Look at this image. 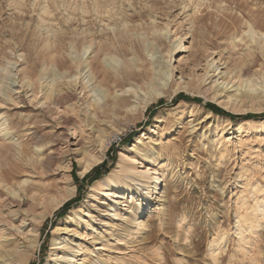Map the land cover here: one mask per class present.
<instances>
[{
	"label": "rangeland",
	"instance_id": "obj_1",
	"mask_svg": "<svg viewBox=\"0 0 264 264\" xmlns=\"http://www.w3.org/2000/svg\"><path fill=\"white\" fill-rule=\"evenodd\" d=\"M262 33L264 0H0V248L32 246L28 264H264V212L254 221L264 209ZM105 38L120 50L100 51ZM96 59H134L147 72L118 88L99 73L90 87L103 82L99 115L80 101ZM212 61L233 70L227 80L210 77ZM148 83L169 89L141 113ZM115 95L127 104L115 107ZM88 153L103 159L82 176ZM122 153L132 170L121 180L141 186L130 196L125 183H106ZM153 158L167 173L158 193L139 177ZM96 197L114 204L115 227H102Z\"/></svg>",
	"mask_w": 264,
	"mask_h": 264
},
{
	"label": "bare ground",
	"instance_id": "obj_2",
	"mask_svg": "<svg viewBox=\"0 0 264 264\" xmlns=\"http://www.w3.org/2000/svg\"><path fill=\"white\" fill-rule=\"evenodd\" d=\"M106 1V0H105ZM87 3V2H86ZM97 4V3H96ZM198 6V5H197ZM95 8V7H93ZM108 8V7H107ZM96 9V8H95ZM46 10V9H45ZM90 10V8H89ZM47 12V11H46ZM50 12V11H49ZM109 12V11H108ZM45 13V11H44ZM84 13V12H83ZM49 14V13H48ZM128 26V25H127ZM135 28V26H134ZM126 30H128L127 28H124ZM121 30V31H124ZM253 27L250 26V33H252V38L253 41L257 40L256 39V35H257V32L256 31H253L252 30ZM125 30V32H126ZM131 30V29H130ZM129 30V31H130ZM136 30V29H135ZM134 30V32H135ZM87 30L83 31V32H86ZM120 32V31H119ZM125 32H122V39L123 41H126L128 39V35H125ZM249 32V31H248ZM118 33V32H117ZM133 33V32H132ZM249 33V34H250ZM88 34V33H87ZM96 34L97 33H91L90 35H87L85 36L86 38H88V36H90L92 39L93 38H96ZM129 34V33H127ZM59 35V34H58ZM117 35V34H116ZM119 35V33H118ZM117 35V36H118ZM133 35V34H132ZM263 35V33H262ZM131 36V35H129ZM258 36V35H257ZM60 37V36H59ZM107 37V36H106ZM111 37V36H110ZM109 37V38H110ZM259 37V36H258ZM257 37V38H258ZM262 37V36H261ZM260 37V38H261ZM102 38V37H101ZM108 38V37H107ZM112 38V37H111ZM118 38V37H117ZM132 38V36H131ZM61 39V38H60ZM106 39V38H105ZM115 39V38H114ZM99 40V38H98ZM118 40V39H116ZM241 40V39H240ZM244 40V39H243ZM54 41V40H53ZM118 41H121V40H118ZM117 41V42H118ZM134 41V40H132ZM235 41V40H234ZM260 41V40H259ZM117 42H115L114 40L111 41V39H106V41H101L100 43V46H99V50L102 51V52H106V51H109V52H106L107 54H110L112 50H120L117 46ZM135 42V41H134ZM178 42V44L174 45V47L176 48L178 46V49L180 52H183L184 50H186L187 48L182 44V38L179 37V39L176 41ZM52 43V41H51ZM56 43V42H55ZM94 43V42H93ZM121 44V43H120ZM259 46H260V49L264 51V35L262 37V40L258 43ZM49 45V44H48ZM119 45V44H118ZM127 45V43H126ZM234 45V44H233ZM50 46V45H49ZM122 48H124V44H121ZM258 46V47H259ZM54 47V46H53ZM120 47V45H119ZM137 47V46H136ZM131 48H132V45H131ZM134 49V48H133ZM252 49V47L250 48ZM86 50V49H85ZM123 50H126L127 49H123ZM135 50V49H134ZM203 48L202 46L200 48H198V50L193 53L194 54V57L197 61L198 57L203 53ZM116 52V51H115ZM122 52H125V51H122ZM128 52V51H127ZM126 52V53H127ZM134 52V51H133ZM86 53V52H85ZM136 54V53H135ZM137 54H139L137 52ZM137 56V55H136ZM202 56V55H201ZM116 57V56H115ZM111 58H114V57H111ZM135 58V57H134ZM138 58V57H136ZM135 58V59H136ZM141 59V58H140ZM99 60V59H98ZM97 59H96V62L92 65V63H90L89 65H91L90 69L86 72H91L93 75L90 76H86V78L84 79V83H83V89H84V95L82 96V98H80V101H82V104H88V108H93L92 109V112L94 114H98L99 110L103 108L102 105H100L101 103V97H103L105 95V90L103 89V82H107V81H110V80H113L114 81V84H115V88H118L119 86L123 87L126 83V80L131 78V77H136L138 75H147V72H144L143 74L142 73H137L135 72L132 68L134 66V59H131L130 61H126L123 66L121 64V67L119 65H117L118 63V60H114L115 63L107 60L106 62H104L105 64H101V62H99ZM113 61V60H112ZM171 62V61H170ZM136 63V62H135ZM247 59L245 58L242 63L239 65L238 69L239 71H237L236 73V77L240 80V81H243V76L241 74L242 71H245V69L247 68ZM170 65V64H169ZM198 65V64H197ZM223 65V64H222ZM138 66V65H137ZM140 66V65H139ZM220 64L219 62H217L215 65H214V62L212 61V63L209 64V68H211V71H212V76L210 77H214V76H220V74H223L224 73V76H220L221 78H224V80H227L229 77V74H231L233 72L232 71H229L228 72L224 71L222 72L223 68H220ZM136 67V65H135ZM119 68V69H118ZM118 69V70H117ZM219 71V72H218ZM218 72V73H217ZM247 72V70H246ZM99 73H103L104 77H103V82H99V84L95 86H93L92 88H90L93 83H91V81L93 79H96L95 82H97V77L99 75ZM120 74H122L123 76L121 77ZM149 74V73H148ZM255 80V78H250L248 77V80H247V85H249V89L250 91H253L254 89V86H255V83L253 84L252 82ZM242 85V84H241ZM240 85V86H241ZM239 86V87H240ZM243 86V85H242ZM247 87V86H246ZM82 89V90H83ZM168 89L169 87H166V85H163V87H156V88H153V87H150L149 86V83H148V86L146 88V90L144 89V95L143 96H140L138 95V93L135 91H133V93L135 95H138L139 98H140V102L138 105H135V109H138L141 113H143L146 108L148 107L149 104H151L152 102L156 101L158 98L160 97H163L165 96L167 93H168ZM237 90V89H236ZM246 90V89H245ZM107 91V90H106ZM242 91V90H240ZM244 91V90H243ZM52 90H50L48 92V95H47V98H50V96L52 95ZM108 92V91H107ZM210 92V91H209ZM238 92V91H237ZM63 93V92H62ZM66 93V92H65ZM91 93L92 97H93V100H92V103H89V94ZM208 93V92H207ZM247 93V92H246ZM68 94V93H67ZM71 95V94H69ZM238 95V94H237ZM62 96V95H61ZM246 94L243 92L241 95H240V98L242 101H244V98H245ZM64 97V96H63ZM70 97V96H69ZM253 99L257 98V96H251ZM114 103H115V107H117V105H124V104H127V100L128 98L127 97H121L119 98L117 95H115L114 97ZM239 98V97H238ZM229 102V101H228ZM228 102L225 103V105L228 107ZM262 107V105L259 104L258 108L260 109ZM233 110H239L238 107H236L235 105H233L232 107ZM86 110V109H85ZM89 110H86V115L85 117L87 116V112ZM104 113H107L104 111ZM208 114H212L211 111H208ZM95 115V116H96ZM99 115V114H98ZM88 117V116H87ZM2 119L0 118V121ZM88 121V120H87ZM89 123V122H88ZM35 131V130H34ZM102 131H100V136L101 138L103 139V133H101ZM10 134V133H8ZM33 141L35 142L36 146L38 148H40V138L38 137V134L36 132L33 133ZM110 141V140H109ZM105 140H102V143H104ZM109 143V142H108ZM106 148V147H105ZM138 150L136 149L135 152H137ZM139 155L141 157H143L142 159H145L147 157L151 158V155H150V152L149 151H145L143 153H139ZM127 155L125 153H122L121 154V160H120V163H119V166L117 167V169L112 173L110 174L108 177H106V183H108L107 186H109V183H113L114 185H116L118 183V185H116L117 188L120 187V182L121 183H125V187L123 188H119V189H124L125 188V191H122L120 190V193L123 194V195H127V196H130L132 195V193L134 191H138V188L141 187V186H138V183H127L126 180H121L122 179V172L124 170H132V166L130 165H127ZM129 158V157H128ZM103 159V156L102 155H98L96 153H88L84 156V159H83V162L81 163V169H80V174L82 176L86 175L88 172L91 171V169L96 166L97 164H99ZM50 161V157L49 155L44 159V162L43 164L45 163H49ZM151 161L153 162L152 163V167L148 168L147 171H144L142 173V175H140L139 177L143 178V182H144V186H151V191H153L154 193H158L162 190L163 188V183L165 181V178L167 176V173L165 171H163L162 169V165L158 162V160L156 159H151ZM153 171V172H152ZM158 173H162V175L158 176ZM154 175V176H153ZM156 177L157 179L153 181V178ZM136 181H139L138 178L135 179ZM120 181V182H119ZM26 182V180H25ZM95 189L96 190H104L106 191L107 188H103L102 185H101V182L97 183V185L95 186ZM75 190V186L72 185V188H68L67 190L63 191L60 193L59 197L57 198L56 202H55V207L56 206H59L61 205L72 193L73 191ZM109 194H107L108 196ZM139 196L142 197L143 194L139 193ZM147 198H149V196L147 195ZM96 202L99 201L101 204H106L103 209V212L105 213L103 216L104 217H108L107 219H102L101 221V225L102 227H115V224L112 222V220H114L115 216H117V214L115 213V208H114V204L112 203H106V201L104 200H99V198H95ZM261 204V203H260ZM258 206L257 208V211L256 213L254 214V221L255 223L257 224V221L259 219V217L263 214V210L262 209V206L263 205H260ZM54 209V208H53ZM44 215H46V213H44ZM244 238V237H243ZM99 241V240H98ZM14 248L12 250H3L0 248V264H28L29 261H30V258H31V254H32V246H25V248L22 249L20 243H16L14 246ZM18 262V263H17Z\"/></svg>",
	"mask_w": 264,
	"mask_h": 264
},
{
	"label": "trees",
	"instance_id": "obj_3",
	"mask_svg": "<svg viewBox=\"0 0 264 264\" xmlns=\"http://www.w3.org/2000/svg\"><path fill=\"white\" fill-rule=\"evenodd\" d=\"M213 109H215V107L214 106H211ZM216 110V109H215Z\"/></svg>",
	"mask_w": 264,
	"mask_h": 264
}]
</instances>
